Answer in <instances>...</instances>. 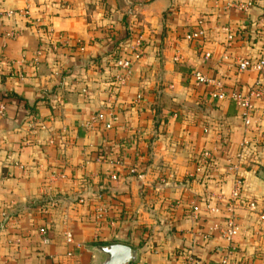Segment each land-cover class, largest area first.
<instances>
[{"label": "crops", "instance_id": "1", "mask_svg": "<svg viewBox=\"0 0 264 264\" xmlns=\"http://www.w3.org/2000/svg\"><path fill=\"white\" fill-rule=\"evenodd\" d=\"M255 2L241 13L224 0H0V264H102L97 247L114 244L136 249L135 264H214L230 250L231 205L236 259L264 264V101L247 127L192 79L264 87V72L237 68L261 55ZM198 26L206 38L187 41ZM121 40L123 58L143 55L126 85L110 60ZM204 152L217 161L206 179Z\"/></svg>", "mask_w": 264, "mask_h": 264}, {"label": "built area", "instance_id": "2", "mask_svg": "<svg viewBox=\"0 0 264 264\" xmlns=\"http://www.w3.org/2000/svg\"><path fill=\"white\" fill-rule=\"evenodd\" d=\"M227 10H236L241 13H247L250 11L255 5V0H224ZM8 15H12V13H8ZM9 36L14 37L15 33L9 34ZM186 40L189 42L193 41H203L206 38V31L203 27L198 26L194 29H191L186 34ZM237 38V34L229 31L227 33V41L228 47L232 45ZM80 45V50L83 51L84 47ZM259 45L261 47V55L256 58H246L240 60L237 63V68L240 73L255 71L258 73L264 72V30L260 32L259 37ZM138 53H136L135 58H117L116 67L119 70L123 71V75L117 76L116 80L120 85H126L130 82L133 76V70L136 63L142 59V51L140 48L137 49ZM211 56L210 54H206V59H209ZM192 79H194L197 85L206 86L210 88V97L213 100L217 101H232L240 111V116L247 127L252 126V119H253V112H254V105L253 100L259 99L264 101V87L263 85H258L255 88L251 89L248 94L243 93L240 89H234L233 91H228L225 87V84L222 80L212 79L204 75L201 71L194 72L192 74ZM141 97H139V101ZM4 107L0 106V115L4 114ZM104 117L102 114L98 115V117L94 118L92 122H96V120H102ZM243 146H248L247 142L243 143ZM103 160V158H100ZM113 165H119V161L112 162ZM217 161L214 155L211 152H204L202 157L199 160V163L196 168V172L200 175L203 179H206L211 171L216 167ZM113 180H117V175H112ZM241 191H242V183L238 181L235 185L234 192L232 194V203L238 202L241 199ZM248 208L251 212H255L257 210V203L256 202H249ZM217 212V210H215ZM228 218L226 222V229L223 230L222 236L223 239L227 242L230 250L223 255V257L216 261L214 264H243L241 260H237L236 250H235V241L236 239L242 234L241 227L237 223L236 214L234 206L228 207ZM262 223H264V216L261 217ZM41 236V243L43 245L50 244L49 233L47 229L42 228L39 231ZM66 242L68 245L73 244V234L71 232L66 233Z\"/></svg>", "mask_w": 264, "mask_h": 264}, {"label": "water", "instance_id": "3", "mask_svg": "<svg viewBox=\"0 0 264 264\" xmlns=\"http://www.w3.org/2000/svg\"><path fill=\"white\" fill-rule=\"evenodd\" d=\"M97 250L105 256L102 264H135L138 259L136 249L121 244L99 246Z\"/></svg>", "mask_w": 264, "mask_h": 264}, {"label": "trees", "instance_id": "4", "mask_svg": "<svg viewBox=\"0 0 264 264\" xmlns=\"http://www.w3.org/2000/svg\"><path fill=\"white\" fill-rule=\"evenodd\" d=\"M121 41H117L115 42V44L112 46V58L110 59L112 61V63H114V66H116L117 64V58H121L122 57V50L120 48V43ZM96 246L102 245V243H93Z\"/></svg>", "mask_w": 264, "mask_h": 264}]
</instances>
